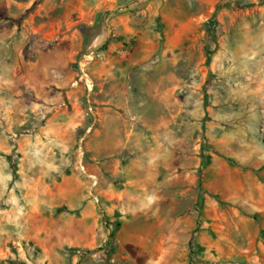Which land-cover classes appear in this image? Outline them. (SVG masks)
<instances>
[{
    "label": "rangeland",
    "instance_id": "374dc122",
    "mask_svg": "<svg viewBox=\"0 0 264 264\" xmlns=\"http://www.w3.org/2000/svg\"><path fill=\"white\" fill-rule=\"evenodd\" d=\"M0 264H264V0H0Z\"/></svg>",
    "mask_w": 264,
    "mask_h": 264
},
{
    "label": "built area",
    "instance_id": "2783aa9c",
    "mask_svg": "<svg viewBox=\"0 0 264 264\" xmlns=\"http://www.w3.org/2000/svg\"><path fill=\"white\" fill-rule=\"evenodd\" d=\"M92 58H93V53L89 52L86 55H84L82 59L79 60V62L77 63L76 77L71 82L72 87H82L87 97H89L94 90V83L88 72V64L90 63ZM83 159H84L83 149L82 146L79 145L77 148L78 168L82 174L87 175L85 166L83 165ZM87 177L90 180L91 187H94L97 184L96 178L92 175H87Z\"/></svg>",
    "mask_w": 264,
    "mask_h": 264
},
{
    "label": "trees",
    "instance_id": "16d2710c",
    "mask_svg": "<svg viewBox=\"0 0 264 264\" xmlns=\"http://www.w3.org/2000/svg\"><path fill=\"white\" fill-rule=\"evenodd\" d=\"M102 249H100V248H96V249H94V250H92L91 252H97V251H101ZM86 253H90V251H86Z\"/></svg>",
    "mask_w": 264,
    "mask_h": 264
}]
</instances>
